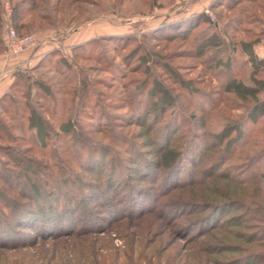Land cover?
Returning <instances> with one entry per match:
<instances>
[{"label": "rangeland", "instance_id": "rangeland-1", "mask_svg": "<svg viewBox=\"0 0 264 264\" xmlns=\"http://www.w3.org/2000/svg\"><path fill=\"white\" fill-rule=\"evenodd\" d=\"M1 7L0 264H264V0Z\"/></svg>", "mask_w": 264, "mask_h": 264}, {"label": "crops", "instance_id": "crops-1", "mask_svg": "<svg viewBox=\"0 0 264 264\" xmlns=\"http://www.w3.org/2000/svg\"><path fill=\"white\" fill-rule=\"evenodd\" d=\"M4 13L5 12L3 8L1 7L0 9V98L2 97V95H4L7 89L10 88V85L12 84V80L14 78V73L11 71L12 68L10 67L19 64L17 60L19 62L25 63L28 57V54L21 55L19 59H15V58L8 59L5 57V51H3L5 47L4 25L6 23L7 17L4 15ZM29 59L30 58L28 57V61H27L28 64L33 63L36 60V59L34 60L32 59L29 61ZM7 69H9L8 73H6Z\"/></svg>", "mask_w": 264, "mask_h": 264}, {"label": "built area", "instance_id": "built-area-1", "mask_svg": "<svg viewBox=\"0 0 264 264\" xmlns=\"http://www.w3.org/2000/svg\"><path fill=\"white\" fill-rule=\"evenodd\" d=\"M40 42L33 39L32 37H19L16 35L12 28L8 30V45L6 55L17 54L24 51L28 46L36 47L39 46Z\"/></svg>", "mask_w": 264, "mask_h": 264}, {"label": "trees", "instance_id": "trees-1", "mask_svg": "<svg viewBox=\"0 0 264 264\" xmlns=\"http://www.w3.org/2000/svg\"><path fill=\"white\" fill-rule=\"evenodd\" d=\"M18 9H14V12H15V14L18 12L17 11ZM20 12H18V14H19ZM200 18V16L198 17V19ZM201 18H203L202 16H201ZM197 21V20H196ZM14 84V83H13ZM13 87V86H12ZM226 129V128H225ZM225 129L223 130V132L225 131ZM220 133V134H216V136H217V138H221V136H224V135H226V134H224V133ZM224 134V135H223ZM223 138H225V137H223Z\"/></svg>", "mask_w": 264, "mask_h": 264}]
</instances>
